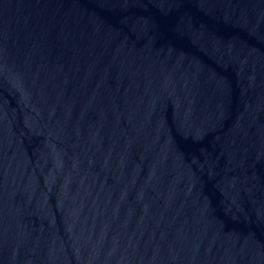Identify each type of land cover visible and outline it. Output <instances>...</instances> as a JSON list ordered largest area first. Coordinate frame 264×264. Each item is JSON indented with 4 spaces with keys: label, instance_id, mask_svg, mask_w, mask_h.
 <instances>
[{
    "label": "water",
    "instance_id": "1",
    "mask_svg": "<svg viewBox=\"0 0 264 264\" xmlns=\"http://www.w3.org/2000/svg\"><path fill=\"white\" fill-rule=\"evenodd\" d=\"M0 264H264V0H0Z\"/></svg>",
    "mask_w": 264,
    "mask_h": 264
}]
</instances>
